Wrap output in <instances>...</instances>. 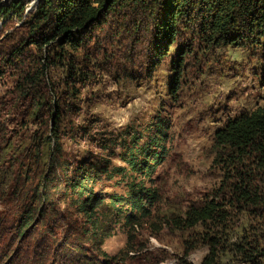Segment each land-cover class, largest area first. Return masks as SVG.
I'll use <instances>...</instances> for the list:
<instances>
[{"label": "rangeland", "instance_id": "1", "mask_svg": "<svg viewBox=\"0 0 264 264\" xmlns=\"http://www.w3.org/2000/svg\"><path fill=\"white\" fill-rule=\"evenodd\" d=\"M37 1L0 0V175L19 180L16 195L0 186V264L19 251L23 260L31 251L49 259L78 246L96 264H200L211 238L222 245L219 264H236L224 249L255 224L247 213L227 211L225 229L208 223L178 230L171 220L227 200L232 173L213 134L239 114L264 111V42L210 44L197 35L195 20L184 18L174 42L163 46L149 17L121 10L78 37L77 50L60 52L53 44L28 46ZM151 159L149 174L137 171L135 164ZM88 168L95 176L87 187L103 201L95 209L108 235L100 244L89 239L88 222L66 189V180ZM132 182L153 203L128 229L104 211H113L106 200L126 196ZM40 184L44 202L33 194ZM29 202L41 216L17 238L15 218Z\"/></svg>", "mask_w": 264, "mask_h": 264}, {"label": "trees", "instance_id": "2", "mask_svg": "<svg viewBox=\"0 0 264 264\" xmlns=\"http://www.w3.org/2000/svg\"><path fill=\"white\" fill-rule=\"evenodd\" d=\"M38 1L40 6L28 26L30 29L28 46L46 47L53 44L60 52H63L62 49L65 46L77 50L80 46L78 37L80 38L110 13L121 10H127L128 13L134 12L136 14L134 16L138 18L140 17L139 12L149 17L154 25L152 28L155 30L156 42L158 40L164 42L163 46L167 42H174L177 26L184 18L195 20L197 35L210 44L231 46L249 42L252 45L264 42V0ZM154 49L158 50L156 43ZM53 119L56 120V116L53 115ZM49 132L53 146L56 144L54 129ZM213 145L220 151V162L230 170V174L232 173L233 182L227 189V200L223 199L221 203L210 200L200 208H188V211L182 213V218L172 219L171 224L178 230L193 229L197 225L204 227L208 223L225 229L229 220L227 211L247 213L255 224L248 225L245 230L239 229L240 237L235 239L236 242L227 245L224 252L236 258V264H264V111L256 109L226 120L223 126L214 132ZM47 160H51L50 155ZM152 161L153 159L144 165L135 164L137 171L140 173L145 171L149 174L152 170L150 165ZM50 167L48 166V169ZM93 171L91 168L86 171L82 169L76 178L71 181L66 180V189L74 195V207L77 208V212L88 222L89 231L86 234L89 239L100 244L108 235L104 234L100 224L97 225L99 217L95 216L97 213L95 209L102 206L103 201L92 196L93 194L87 187L89 182L90 186L93 183L91 180L95 176ZM17 183L19 180L14 179V176L12 177L8 172L0 175V186L7 191L11 190L12 195L17 194L15 189ZM127 188L126 196L110 197L106 200L113 211H104V214L109 212L113 216H119L126 228L132 229L150 215L148 205L153 203V198L151 193L144 190L139 183L132 182ZM45 189L41 184L34 189L33 194L37 201L47 200ZM30 203L15 218L14 234L17 238H23L27 232L32 231L37 218L41 216L38 214L37 217L35 211L42 210H37ZM221 246L219 240L209 239L207 254L200 264H219L218 248H222ZM76 253L78 256L74 255ZM128 253H133V250H126V254ZM33 255L37 256L36 262H34ZM28 258L23 260L19 251L6 264H13L15 261L16 264H25L26 261L31 262L30 264L97 263L94 256L86 257L81 246L76 247L74 251L68 248L60 252L56 251L49 259L44 258L41 252L32 253L31 251ZM64 259L67 260L66 263ZM102 262L105 261L102 260Z\"/></svg>", "mask_w": 264, "mask_h": 264}]
</instances>
